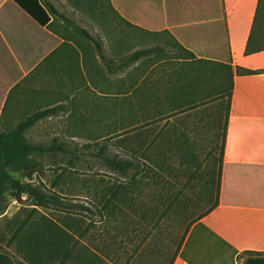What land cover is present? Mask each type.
Instances as JSON below:
<instances>
[{
	"label": "crops",
	"instance_id": "obj_1",
	"mask_svg": "<svg viewBox=\"0 0 264 264\" xmlns=\"http://www.w3.org/2000/svg\"><path fill=\"white\" fill-rule=\"evenodd\" d=\"M101 1L40 0L49 15L41 25L13 0H0V125L20 124L29 109L63 106L61 95L78 81L91 87L94 50L101 61L95 44L50 8L89 31L104 52L101 30L110 32L120 59L124 19L167 32V44L195 55L167 61V110L194 100L213 112L232 94L219 205L192 225L173 264H247L264 254V0ZM105 11L114 22L98 26L91 14Z\"/></svg>",
	"mask_w": 264,
	"mask_h": 264
},
{
	"label": "rangeland",
	"instance_id": "obj_2",
	"mask_svg": "<svg viewBox=\"0 0 264 264\" xmlns=\"http://www.w3.org/2000/svg\"><path fill=\"white\" fill-rule=\"evenodd\" d=\"M99 1L101 4L105 3ZM91 15L94 16L93 18L101 19V23L96 21L98 26L103 25L102 22L108 24L114 22L109 11ZM123 21V58L139 49L153 47L166 48V55L162 58L150 59L148 63L137 65L126 72L110 75L103 63L96 59L97 54L94 50L91 62V87L87 82L83 84L78 81L75 92L61 95L63 98L59 105L67 106L68 111L40 121L26 134L27 140L34 144L48 145L58 139L59 143L65 144L73 154L81 157L76 167H72L69 163V155L67 157L59 153L34 154L31 157L30 168L26 172H35L32 180L34 186L48 193L58 194L71 203L91 206L92 201L96 200V189L101 190L106 186L128 182L127 178L111 171L101 161L94 160L86 146L110 143V155L124 156L120 150L119 140L128 134L135 135L147 131L151 126L153 127V121L156 122V126H162L167 122L164 119L167 118V114L162 115V121L159 119L160 113L163 112L160 110L166 109L167 102H163L166 100L162 95L155 93L157 86L162 87L167 82V63H164L163 68V65L157 67L153 65L162 59L167 60V56L172 58L171 60L178 59L179 49L174 44H167V32H152L134 26L126 19ZM89 26L95 34L93 25L86 22V27ZM101 31L107 40L106 55L118 61L121 57L119 47L116 48L110 32L106 35L107 32ZM198 52H202L200 48ZM147 76L152 77L151 82L144 85ZM155 98L159 101L163 100L161 102L164 107L159 106L161 108L158 109L156 102L153 101ZM144 101L147 102L143 103ZM222 108L223 110L220 111L224 112L225 106L223 105ZM37 111L38 109H29L28 114ZM210 111L212 113V110ZM16 126V124L1 125L4 130H11ZM189 135L190 139L197 143V147L192 148V162L188 168L193 177L182 176L177 188L170 189L171 179L167 173L164 175L162 185H156L148 178L142 179L131 195V200L134 201L133 208L121 211L115 219L109 216L108 211L101 216L97 212L89 214L80 210L67 212L57 208L42 209L35 208L30 202L20 205L11 199L6 213L0 217V232L4 231L6 220L17 215L24 220L33 209L38 210L39 213L35 214L37 217L44 215L61 226L79 217L83 221V229L89 231L84 239L78 236L71 239L72 244L81 241L83 245L96 251L104 264H170L180 251L183 243L181 237L186 225L196 223L207 208L208 200L214 198L211 193L210 197L205 196L206 188L199 172L206 170L205 166L217 171L219 149L215 148L214 143L207 145V139L211 137L199 126L190 130ZM203 138L206 142L202 141ZM196 174L198 176H195ZM163 184L169 189L170 195L178 189L184 190L178 202L184 204L185 208L182 210L186 212L188 218L181 217L182 210L179 212L175 209L166 216L163 215L165 210L163 201L167 200V190ZM206 192L209 193L208 190ZM144 208L148 212L145 218H142ZM152 210L157 212L155 217L152 215ZM7 237L2 246L6 245L10 234ZM6 250L16 261L26 264L14 247Z\"/></svg>",
	"mask_w": 264,
	"mask_h": 264
},
{
	"label": "trees",
	"instance_id": "obj_3",
	"mask_svg": "<svg viewBox=\"0 0 264 264\" xmlns=\"http://www.w3.org/2000/svg\"><path fill=\"white\" fill-rule=\"evenodd\" d=\"M13 1L41 25L44 24L45 20L49 19V15L40 0ZM49 11L60 15L69 25L95 44L101 61L110 75L126 72L137 65L148 63L150 59L155 57L162 58L166 55V48L153 47L139 49L123 59L115 61L105 55L102 42L92 36L89 31L84 30L75 21L59 11L52 8ZM174 45L177 46L181 54L185 55V59L195 58L191 51L180 44L175 42ZM171 59L167 56V60L162 59L153 66L163 65V68L164 63H167L166 61L172 62ZM151 78L147 76L143 84L148 85L151 82ZM155 93L162 95V98L166 100L161 101L167 102V82L162 87L157 86ZM231 98L232 94L230 93L224 110L226 113L224 117L220 115V109L223 110V105L220 104V109L217 107L211 113L209 108L206 107L209 102L197 103V101L193 100V103L180 108L171 107L168 110L167 107L166 109L163 108V110H160L163 112L160 113L159 119L162 121V115L167 114V118H164L167 120L166 124L156 126V122L153 121V127L151 126L147 131L135 135L128 134L118 141L121 144L120 150L124 156L120 154L110 155V143H95L86 146L85 148L90 150V156L94 160L101 161L111 171L128 179L125 184L106 186L101 190L96 189V200L92 201L91 206L71 203L62 199L58 194L48 193L40 187L34 186L32 180L35 172L26 173L30 168L31 157L34 154L59 153L65 154L67 157L69 155V163L72 167H76L81 160L79 155L73 154L65 144L59 143L58 139H55L51 144L45 145L31 143L26 138L27 132L37 123L67 112L68 107L57 106L39 110L11 130H4L0 125V217L6 213L9 202L12 199L20 205L30 202L35 208L42 209L57 208L67 212L80 210L82 213L89 214L97 212L101 216H103L105 211H108L109 216L115 219L121 211L133 208L134 201L131 200V195L142 179L148 178L154 184L162 185L164 175L167 173L171 179L169 182L171 184L170 189H174L177 188V184L181 183L180 178L188 175L193 177L188 168L192 162V148L197 147V143L195 140L190 139L189 132L199 126L203 132L211 137L207 139V145L216 144L215 148H218L220 153L217 171L215 169L210 170L209 166H205L206 170L203 169L199 172L200 179L206 188L205 190L209 192L205 191V196L210 197L211 194L214 196L213 200H208V206L198 220L200 221L219 205L227 119ZM153 101L156 102L158 109L164 107L158 98ZM194 112L195 114H193ZM203 122L207 123L206 127L200 126ZM202 141L206 142L204 138ZM195 176H198V174ZM163 187H165L164 184ZM165 189L167 190V200L163 201V205H165L164 216L174 209L180 212L185 208L184 204L178 202L184 194L183 189H178L177 192L171 195L169 194V189L166 187ZM172 196L173 198L171 199ZM167 202L169 203L167 204ZM143 210L144 213L141 215L142 218H145L148 210L145 208ZM36 213H39L38 210L33 209L32 213L27 215L24 220L18 215L6 220L4 231L0 232V264H22L8 253L6 249L10 247L16 249V252L25 260L26 264L105 263L96 251L89 249L81 241H76L72 244L71 239L77 236L84 239L89 231L88 229H83V221L79 217H76L73 221H67L64 226H61L44 215L37 217ZM152 215L155 217L157 212L153 211ZM180 216L188 218L184 210H182ZM191 227L192 225L190 224L186 225L185 232L181 237V243L185 240ZM8 234H10V238L6 245L2 246L8 238ZM174 260L170 264H173ZM247 264H264V254L248 259Z\"/></svg>",
	"mask_w": 264,
	"mask_h": 264
}]
</instances>
